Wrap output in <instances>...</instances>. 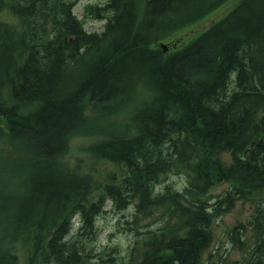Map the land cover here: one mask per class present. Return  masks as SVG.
Returning a JSON list of instances; mask_svg holds the SVG:
<instances>
[{
  "label": "trees",
  "instance_id": "16d2710c",
  "mask_svg": "<svg viewBox=\"0 0 264 264\" xmlns=\"http://www.w3.org/2000/svg\"><path fill=\"white\" fill-rule=\"evenodd\" d=\"M225 1L107 0L86 7L105 22L86 33L75 0H0L22 21L21 29L0 21V135L12 148L0 156V223L12 227L0 264H18V247L22 264H264V0L243 1L189 45L158 49ZM142 87L152 99L128 131L84 114ZM78 134L98 136L89 151L110 166L103 176L60 163ZM170 171L183 175L182 191L208 199L185 207L175 192L153 196ZM106 202L133 208L124 220L133 240L101 258L92 244ZM237 202L250 212L226 231L244 251L230 261L212 230ZM146 205L160 208L157 231L138 228Z\"/></svg>",
  "mask_w": 264,
  "mask_h": 264
},
{
  "label": "rangeland",
  "instance_id": "374dc122",
  "mask_svg": "<svg viewBox=\"0 0 264 264\" xmlns=\"http://www.w3.org/2000/svg\"><path fill=\"white\" fill-rule=\"evenodd\" d=\"M107 0H75L73 5V12L78 19H85L84 27L89 32H102L104 21L93 18V14L87 13L86 7L89 5H101ZM239 0H231L229 3L224 4L218 11L209 15L206 19L201 22L194 23L189 27L182 29L176 33H173L167 39L159 41L166 45L165 54L182 48L192 43V41L199 36L203 30H206L212 24L216 22L219 17H223L227 11H230ZM85 16V17H84ZM0 21L7 22L17 29H21L22 21L7 10L0 11ZM77 75L80 73L78 70ZM151 89L149 87H142L135 95L131 97V100L117 107L102 110L92 109L86 106L84 108V114L89 118L95 114L106 115L105 129L107 131H115L122 128V131H128L132 127V121L136 117L144 112L140 106L148 102L149 96L151 95ZM3 121V120H0ZM1 127V123H0ZM1 131L2 128H1ZM1 133V132H0ZM5 132L0 135V156L4 153L10 154L9 143L6 141ZM96 135H85L78 134L72 137L66 149V152L59 157L60 163L67 168H74L79 166L82 171H93L96 173L95 177L103 176L110 167L107 163L94 160L90 157L89 145L96 139ZM170 183L173 187L182 189L184 185V179L176 175L168 174L167 178H162L157 185L158 188ZM227 185H221L215 188L210 194L211 199L209 204H213L219 199ZM262 208H264V201L262 202ZM17 204L12 206L11 210L7 211V216L11 218L16 215ZM133 208L129 206L125 210H112L111 204L107 205L105 212L100 213L96 217V225L99 231L97 239L94 240L92 246L99 254L101 258H104L106 253L111 249L116 248L118 251H128V248L133 240V235L128 232L124 227V220L132 216ZM250 207L248 204L237 202L233 210L223 214L220 218L216 219L217 225L212 230V241L214 243L222 242L224 251H227V257L230 261L240 260L244 254L243 250L235 247L227 237L226 231L233 226H236L238 222H243L249 216ZM13 219V218H12ZM76 226V225H74ZM162 226V215L159 210L150 211L149 214L140 213L138 215V228L140 232L146 229L157 231ZM7 226L0 223V250L5 252L6 249V238L8 231L5 230ZM251 244V243H250ZM246 244V245H250ZM19 247L14 252L18 264H22Z\"/></svg>",
  "mask_w": 264,
  "mask_h": 264
},
{
  "label": "bare ground",
  "instance_id": "6f19581e",
  "mask_svg": "<svg viewBox=\"0 0 264 264\" xmlns=\"http://www.w3.org/2000/svg\"><path fill=\"white\" fill-rule=\"evenodd\" d=\"M231 0H226L225 1V3L224 4H226V3H229ZM243 1H245V0H239L236 4H235V6L231 9V10H233L234 8H236L238 5H241L242 4V2ZM230 10V11H231ZM227 12H229V11H227ZM214 13V12H213ZM213 13H211V14H213ZM72 14L76 17V19L80 22V24L82 25V29L86 32V33H93V32H89V31H87L86 29H85V27H84V23H85V19H86V17H85V19H83V18H81V19H78V17L74 14V12L72 11ZM211 14H209V15H211ZM209 15H207V16H205V17H203L201 20H199L198 22H201V21H203L204 19H206ZM220 18H222V17H219L217 20H216V22H218L219 20H220ZM198 22H196V23H198ZM215 22V23H216ZM104 24H105V22H104ZM213 25V24H212ZM196 40V38L192 41V42H194ZM164 46V47H163ZM158 49H159V51H160V53H162V54H165V49H166V45L165 44H163V43H159L158 44ZM151 99H152V96L150 95L149 96V100H148V102L149 101H151ZM227 161H229V160H227ZM174 172V171H173ZM173 172H166V173H163L162 175H161V177H160V179H162V178H167V176H168V174H169V176L170 175H176V176H179L180 178H183V175H177V174H174ZM160 179L158 180V183L156 184H154V186H152V194H153V196H161V195H163L164 193H167V194H169V193H171V192H175L176 194H177V199L178 200H180V204L182 205V206H185V207H189V206H191L193 203H195L196 201H198V200H207L208 199V197H209V194L208 195H202L201 193H199L197 190H193V191H189V192H185V191H182L181 189H179V188H177V187H173L170 183H168V184H166V185H164L163 187H161V188H158L157 187V185L159 184V181H160ZM184 179V178H183ZM200 192H201V190H199ZM108 204H110V203H108V202H106V205H108ZM148 208H149V210L150 211H157V210H159L160 208H158V207H155V206H149V205H146ZM74 220V218H72V221ZM74 225H76V222H74ZM12 227H6V229H11Z\"/></svg>",
  "mask_w": 264,
  "mask_h": 264
},
{
  "label": "water",
  "instance_id": "95a60500",
  "mask_svg": "<svg viewBox=\"0 0 264 264\" xmlns=\"http://www.w3.org/2000/svg\"><path fill=\"white\" fill-rule=\"evenodd\" d=\"M164 47V46H163ZM166 50V49H165Z\"/></svg>",
  "mask_w": 264,
  "mask_h": 264
}]
</instances>
